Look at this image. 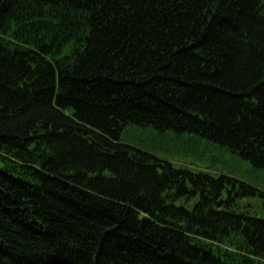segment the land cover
Returning a JSON list of instances; mask_svg holds the SVG:
<instances>
[{"label":"trees","instance_id":"obj_1","mask_svg":"<svg viewBox=\"0 0 264 264\" xmlns=\"http://www.w3.org/2000/svg\"><path fill=\"white\" fill-rule=\"evenodd\" d=\"M205 141L264 174V0H0V264H264Z\"/></svg>","mask_w":264,"mask_h":264},{"label":"rangeland","instance_id":"obj_2","mask_svg":"<svg viewBox=\"0 0 264 264\" xmlns=\"http://www.w3.org/2000/svg\"><path fill=\"white\" fill-rule=\"evenodd\" d=\"M125 141L134 143L132 139ZM156 156L164 159L174 166L188 167L194 170L208 171L210 173H222L234 177L243 182L255 184V180H262L264 174L252 172L247 162L233 155L228 150L207 141L198 143L192 148L186 146H170L169 149H150ZM210 170V171H209Z\"/></svg>","mask_w":264,"mask_h":264}]
</instances>
